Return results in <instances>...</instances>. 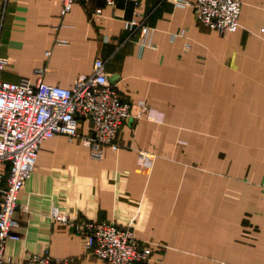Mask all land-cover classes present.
Masks as SVG:
<instances>
[{
	"label": "crops",
	"instance_id": "obj_1",
	"mask_svg": "<svg viewBox=\"0 0 264 264\" xmlns=\"http://www.w3.org/2000/svg\"><path fill=\"white\" fill-rule=\"evenodd\" d=\"M242 2L240 28L221 35L164 0H76L64 16L60 0H0L4 79L72 88L100 57L132 114L140 102L163 114L130 118L102 160L80 140H44L20 194L10 264L46 248L73 264H106L51 218L54 207L130 228L153 244L151 264H264V0ZM136 11L156 47L129 38ZM90 127L81 122L83 133Z\"/></svg>",
	"mask_w": 264,
	"mask_h": 264
},
{
	"label": "built area",
	"instance_id": "obj_2",
	"mask_svg": "<svg viewBox=\"0 0 264 264\" xmlns=\"http://www.w3.org/2000/svg\"><path fill=\"white\" fill-rule=\"evenodd\" d=\"M10 0H4V5ZM76 0H60L61 15L69 12ZM89 1V0H87ZM113 6L117 0H104ZM178 7H191L196 20L221 35L238 31L242 0H164ZM101 12V9H97ZM125 29L129 38L139 33L141 48L156 47L154 29L141 12H134ZM176 36V35H174ZM1 39V28H0ZM1 45V44H0ZM50 53V52H49ZM48 53V54H49ZM9 59L0 55V264H10L7 244L19 240L16 218L20 194L35 170L38 151L44 140L65 135L90 148L94 160H102L105 150L120 147L119 133L130 119L162 121L163 114L140 102V111L132 106L110 79L107 61L96 58L91 74L81 75L72 88L51 85L39 79L22 78L18 82L3 77ZM41 74L44 69H40ZM90 121V132L81 131L82 121ZM142 162L151 166L153 155L140 151ZM51 218L68 224L83 239L85 252L106 264H151L153 244L144 243L130 228L111 221L71 219L54 207ZM72 257H55L48 248L32 253L24 264H73Z\"/></svg>",
	"mask_w": 264,
	"mask_h": 264
}]
</instances>
